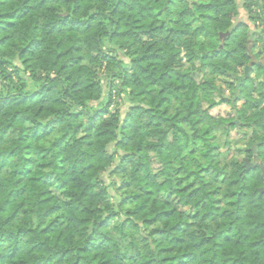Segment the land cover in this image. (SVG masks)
<instances>
[{
    "label": "trees",
    "instance_id": "trees-1",
    "mask_svg": "<svg viewBox=\"0 0 264 264\" xmlns=\"http://www.w3.org/2000/svg\"><path fill=\"white\" fill-rule=\"evenodd\" d=\"M242 8L264 31V0H0V264H264ZM240 69L259 79L236 98ZM226 103L239 125L210 113Z\"/></svg>",
    "mask_w": 264,
    "mask_h": 264
},
{
    "label": "rangeland",
    "instance_id": "rangeland-1",
    "mask_svg": "<svg viewBox=\"0 0 264 264\" xmlns=\"http://www.w3.org/2000/svg\"><path fill=\"white\" fill-rule=\"evenodd\" d=\"M239 20L241 22L248 24L252 28L253 32H256L254 35V40H259V42L256 44V46L254 48V53L257 54V58H255V60L258 61L259 64L264 65V55H263L264 54V33H262L264 31H262L261 29H256L255 27H253V24L249 20V15L247 14V11L244 10L243 8L241 9ZM261 37H263V38H261ZM261 52H263V53H261ZM125 61H127V60L125 59ZM187 68H188V66H187ZM195 68L199 69L198 71H193V75H194L195 80L199 83H203L204 79L206 78V73L201 70L200 62L197 61L195 63ZM251 69H253V66L251 67ZM244 70L245 69H240L238 75L239 76H245L246 72ZM248 77L252 78L253 80H256L255 82H257V80L259 79V78H257L258 76H257L256 70L252 73L251 72L248 73L247 78ZM225 81L233 82V76L228 75V74L227 75L223 74L218 79V84L224 88L225 85L223 83ZM224 95L229 99H233L232 98L233 92H230L227 88H225ZM253 97L256 98L255 93H253ZM217 101H219V97H217ZM244 102H245V100L239 101L237 103V106L241 107L242 104H244ZM208 107H209V104L204 103V108H208ZM121 110H122V112H125L126 108L123 107V108H121ZM210 113L215 118H220V117L229 118V119L235 120V124H237V125H239V123H240L238 120L237 113L234 111L232 106L228 105L227 103L226 104H219L217 107L212 108L210 110ZM246 132H248V129H246ZM244 136H245V133H243V131L239 132L237 130H234L227 137H225V136L219 137L218 142L221 146V153H222L223 159L225 161H228L230 159V156L234 155V152L236 150L234 143L236 141L237 142L241 141L243 143H246L247 139L242 141ZM244 159H245V155L242 154L240 157V161H243ZM153 168H154L155 172H158L161 169V165L159 164V162L157 161V159L155 157L153 158ZM162 198L167 199L166 196H162Z\"/></svg>",
    "mask_w": 264,
    "mask_h": 264
},
{
    "label": "water",
    "instance_id": "water-1",
    "mask_svg": "<svg viewBox=\"0 0 264 264\" xmlns=\"http://www.w3.org/2000/svg\"><path fill=\"white\" fill-rule=\"evenodd\" d=\"M226 35H228V34H226ZM226 35H222V40H224V38H225ZM255 61H256L255 58H253V60H252V62H251V65L246 67V70H247V71L251 70V67H252V65L255 63ZM247 75H248V72H246V75H245V76H235V78H236V80H237V83H236V90H235V96H236V98H238L239 95H240V90H241L242 84H243V82L246 80ZM236 123H237V122H236ZM254 151L256 152L255 149H254ZM257 163H259V162H257ZM254 167H255V164L250 163L249 160H246V169H247V170H250L251 168H254ZM260 194H264V188H262V189L260 190Z\"/></svg>",
    "mask_w": 264,
    "mask_h": 264
}]
</instances>
